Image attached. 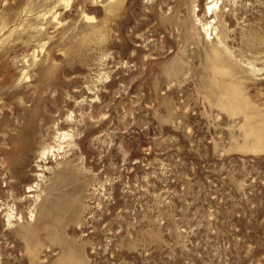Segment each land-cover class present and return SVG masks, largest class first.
<instances>
[{
	"label": "rangeland",
	"instance_id": "rangeland-1",
	"mask_svg": "<svg viewBox=\"0 0 264 264\" xmlns=\"http://www.w3.org/2000/svg\"><path fill=\"white\" fill-rule=\"evenodd\" d=\"M212 1L0 0V264H264V0Z\"/></svg>",
	"mask_w": 264,
	"mask_h": 264
},
{
	"label": "bare ground",
	"instance_id": "bare-ground-1",
	"mask_svg": "<svg viewBox=\"0 0 264 264\" xmlns=\"http://www.w3.org/2000/svg\"><path fill=\"white\" fill-rule=\"evenodd\" d=\"M67 2H70V0H65ZM101 2V1H100ZM119 2V1H118ZM135 2V1H134ZM53 9V8H52ZM214 10H215V5H214V0L212 2H210L207 6V13L209 14H213L214 13ZM109 11V10H108ZM65 14V13H64ZM52 16V15H51ZM86 16H89V15H86ZM85 16V18L87 19V17ZM43 17V16H42ZM92 17V16H91ZM56 18V17H55ZM90 18V17H89ZM88 18V19H89ZM44 19V18H43ZM89 21H92V20H89ZM94 21V20H93ZM51 22V21H50ZM164 25V24H163ZM209 25V24H208ZM210 27V26H209ZM1 28V27H0ZM207 29V27H205ZM2 29V28H1ZM3 40V39H2ZM1 40V41H2ZM36 56V55H35ZM37 61V59H36ZM35 62V61H34ZM24 72V70H23ZM24 77L25 78L24 80H26V78H29L28 75L29 73H26V71L23 73ZM236 101V100H235ZM241 102V101H240ZM49 111H50V107H49ZM237 112V111H236ZM71 119V118H70ZM70 121V120H69ZM72 121V120H71ZM70 121V122H71ZM59 125V124H58ZM57 126V125H56ZM56 128V127H54ZM42 129V128H41ZM43 130V129H42ZM50 130V129H49ZM261 134V133H260ZM256 137V136H255ZM54 138V137H53ZM73 138V135L71 133H68L67 132H61L59 134H57L56 138H55V144H50V143H47L43 149H41V152L39 153V159H40V162H47L49 159H50V156L55 158V156L57 155L58 152H60L62 149H64V143L66 141H70L72 140ZM259 140V139H258ZM52 141V142H54ZM89 142V141H88ZM257 142V141H256ZM258 143V142H257ZM71 144V143H69ZM261 144V143H260ZM264 146V145H263ZM259 147V146H258ZM90 149V148H89ZM264 150V149H263ZM261 151V150H260ZM61 153V152H60ZM43 162V163H44ZM50 162V161H49ZM41 166V165H40ZM49 169V167H48ZM50 170V169H49ZM39 177H42V175H38ZM57 183H62V182H57ZM55 183V186L57 188V190L59 189L57 184ZM64 185V183L62 184ZM39 187V184L35 185V186H31L29 187L30 189L33 188L32 191H35L36 189H38ZM71 190V189H70ZM72 192V191H71ZM61 194V193H60ZM65 194V192L63 193V195ZM58 196V195H57ZM67 212V211H66ZM9 216V219H11L13 216L12 215H8ZM68 260V259H67Z\"/></svg>",
	"mask_w": 264,
	"mask_h": 264
}]
</instances>
